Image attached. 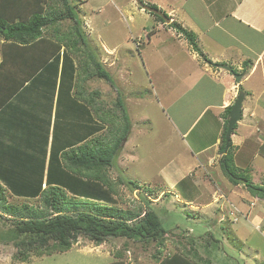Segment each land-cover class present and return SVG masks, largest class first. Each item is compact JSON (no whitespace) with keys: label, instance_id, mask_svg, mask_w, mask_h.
I'll use <instances>...</instances> for the list:
<instances>
[{"label":"crops","instance_id":"0c3cea01","mask_svg":"<svg viewBox=\"0 0 264 264\" xmlns=\"http://www.w3.org/2000/svg\"><path fill=\"white\" fill-rule=\"evenodd\" d=\"M134 1L131 0L132 3ZM142 1H149L151 6L156 5L170 18V22L159 18L154 21L156 27L154 30L150 29V35L147 34L150 41L153 32L161 30L166 24L172 26V22L178 21L184 28L195 32L202 52L205 45L202 43L206 41V56L218 65L214 66L206 62L196 66L199 53L193 48L191 65L188 66L182 60V69L189 67V74L185 71L184 74L189 75V85H193L195 98L198 99L196 105H200L192 123L187 129L179 132L181 135L179 145L183 151L179 147L174 149L177 146L171 142L169 152L164 153V148L160 154L156 152L157 158L153 159L155 164L153 162L144 164L142 159L145 153L142 156V152L137 150L136 137L134 138L136 146L126 148L131 140L130 137L134 134V125L130 117L132 128L130 135L125 139L122 151L126 149L127 153L123 155L126 161L124 164L133 165L132 173L123 175L124 172L120 167L117 176L113 178L133 179L141 186L148 183L153 186L152 177L155 174L153 165H158L161 173H168V180H171L169 183L171 187L164 188L165 194L174 189L172 192L181 196L179 186L182 188L183 182H189V188L184 189L182 198L188 200L189 204L198 210L197 213L203 215L205 219V227L200 221L198 225L196 218L190 227H202L204 228L202 230H205L203 233L215 234L213 217L222 220L226 211L223 207L217 209L218 202L222 200L224 202L220 206L233 205L234 209L232 208L230 212L235 216V220L240 221L235 212L238 211L241 217L251 221L255 230L264 235V199L252 195L245 185L247 181L244 183L239 179V184L231 181L221 166L223 153L220 151L223 129L230 118L231 110L228 113V108L231 106L232 109L239 93L244 91L242 119L231 136L235 166L239 174L242 173L255 184L264 185L262 165L258 164L259 157L264 159V154L261 152V146L264 144V0ZM138 8L141 16L146 14L154 18L157 15L147 12L148 10L140 5ZM130 17L133 18L131 15ZM90 19L92 22V18ZM170 28L175 32L173 27ZM150 30L143 28L145 32ZM176 34L178 35H172L171 40L182 41L181 32L177 30ZM44 36L53 40L51 32L47 30L44 31ZM4 38L5 36L0 34V182L11 192L9 187L29 184L33 180L37 183L42 181L44 188L50 179V165H63L60 158L62 151L99 133L105 125L95 118L88 107H83L81 103H73L67 97V93L63 92L61 80L63 48L59 53L58 62L53 63L51 58L39 71H36V56H46V52L50 51V42L47 43V51L44 47L43 51L37 53L29 45L23 48L14 44L3 45ZM104 46L106 54L117 52L113 46L106 43ZM188 46L191 48L189 44ZM95 56L104 62L102 58ZM225 65L236 68L231 72L224 67ZM104 67L106 68V65ZM31 73L34 74L30 77ZM235 73L242 74L240 80L235 77ZM201 123L204 124L202 127ZM146 154L147 160L152 159L149 157L150 153L146 152ZM175 158L180 159L181 165H173ZM202 158L206 160L203 161ZM239 160L243 161L242 165ZM138 165H146L145 174L137 168ZM165 168H168L169 172ZM3 171L8 172L3 173ZM253 173L255 175L252 178ZM169 174H173L172 179ZM217 180L221 182L217 183ZM220 184L221 186H217ZM210 209L216 212L208 214ZM242 225H240L241 229H245L247 234L248 228ZM192 229L190 228V231ZM222 234L221 232L216 236L210 235L212 240L209 241L217 245L220 252L222 249L226 251L225 246L228 244L224 243L225 235ZM228 238L231 240L230 235ZM243 238L239 239L241 244L248 245L251 257L248 259L258 260L260 250L248 243V237L244 240ZM230 246L235 247L233 243ZM224 255L231 256L229 253ZM239 255L241 257L238 253L234 258L238 264H247L238 257ZM117 259L115 255V259L108 264Z\"/></svg>","mask_w":264,"mask_h":264},{"label":"rangeland","instance_id":"374dc122","mask_svg":"<svg viewBox=\"0 0 264 264\" xmlns=\"http://www.w3.org/2000/svg\"><path fill=\"white\" fill-rule=\"evenodd\" d=\"M73 1L77 5V13L81 17L82 26L85 27L84 29L88 36L89 43L87 49H91L95 55L102 58L104 61L102 63L106 65V70L110 71L114 82L113 86L103 78L93 77L87 82V85H90L92 89L101 90L103 101L110 107L116 102L120 94L132 118L134 134L130 137L131 140L129 139L130 142L126 148L135 147L137 140V150L142 152V156L145 153L144 159H142L144 164L153 162V159L157 158L155 156L156 152L160 154L162 148H164V153L169 152L171 142L177 146L174 149L179 147L183 151L179 145L181 143L179 132L188 128L195 118L196 110L200 106L196 105L198 99L195 98L193 85H189V75L184 74V71L189 74V67L182 69V60L188 66L192 63L193 49L189 41L182 33V41L174 42L171 40L173 36L178 34H176L177 29L168 24L161 30L153 32L151 34L152 40L150 41L148 35L151 33L150 29L153 28L154 30L156 27L154 21L156 22L158 17L154 16V18H151L150 15H139L137 0H133V3L131 0ZM145 2L151 5L149 1ZM90 18H92L93 24ZM70 23H72L70 19L62 21L63 27H67ZM177 23L179 24L180 22L177 21ZM144 27L150 31H143ZM170 27H173L175 32ZM188 30L193 31L191 29ZM105 43L115 47V51L117 50V52L106 54ZM187 43L191 48H188ZM203 44H205L203 50L205 53L206 41ZM204 55L206 56L207 52ZM197 57L196 66L207 62L200 53ZM203 125L201 123V127ZM135 137L137 138L136 140L134 139ZM125 142L126 140L122 143L123 147ZM125 151H122L121 155L117 157L115 166L110 169L109 173L112 178L113 176H117V170L120 167V170L124 172L122 173L123 175H130L132 173L131 169L133 165L124 164L126 161H124L123 155L127 153ZM146 152L150 153L149 157L152 159L147 160ZM202 159L203 161L206 160ZM179 160L175 158L173 165H181ZM239 162L242 165L243 161L239 160ZM258 162L259 165H262L264 174V159L259 157ZM205 164H207V161H205ZM145 166L138 165L137 168L145 174ZM217 166L219 167V164ZM153 171H155L152 177L154 181L152 183L153 186L148 183L133 191L125 185L117 186L119 195H112V198H109L110 201L106 197H101L100 193L105 187L101 183L70 173L66 175L68 177L67 181H75V190H72L74 194L80 196L91 195L89 196L91 199H102L101 202H110L124 209L139 211L138 208L142 207V217L149 208L143 200L146 197L151 202L150 207L159 213L163 226L168 229L164 236L168 240H166L165 245L148 244L147 241L143 243L130 241L129 245L127 243L128 240L126 241V238L123 237H111L98 245L90 242L88 238L81 236L78 242L74 243L72 248L66 252L55 251L51 254L35 255L28 261H19L14 258L16 251L14 240H10L8 238L9 235H7V231L11 228V221L8 220V217L11 216L5 214L0 207V235L2 236L0 237V264H108L115 259L118 251L124 249L125 242L129 245V250H125V253H123L131 263H153L155 261L153 254L158 253V250L162 251L160 254L161 258L171 253L190 252L192 246L189 237H193L196 240L194 248L198 249L199 256L197 258L201 257V264H238L234 259L238 253L241 254V257L240 255L238 257L247 264H264L263 233L255 230L251 221L241 217L240 212L234 210L237 212V218L239 217L240 221L235 220V216L230 212L232 208L234 209L233 205H229V207L220 206L224 202L221 200L218 202L219 206H217V209H221L222 207L226 209L224 218L218 220L216 217H213V221H215L213 222L215 226L213 231L216 232L210 235L216 236L222 232V235H225L224 243H228L225 246L226 251L222 249V252H220L217 245L209 243L212 237L208 233H203L205 232V230H202L204 228L201 226V228L190 227V224L194 223L195 220H197L198 225L202 222L201 224L204 226L205 219L203 215L197 213L198 210H195L188 200L182 198V192L184 189L189 188V182H183L181 184L182 188L179 186L181 196L176 195V192L173 193L174 189L165 194L164 188L171 187L169 185L171 180H168V173H161V168L158 165H153ZM167 172H169V169ZM210 172L212 173V169H210ZM215 173L216 171H214ZM253 175L255 173L251 175L252 178ZM170 176L172 179L173 174ZM114 180L116 183L118 182L116 179ZM219 182L221 181L217 180V183ZM63 186H65V183H63ZM217 186H221V184ZM88 187H96L97 192L93 194L83 192ZM148 188H152L151 191ZM6 194L7 201L17 205H22L26 202L38 204L39 201L37 199L29 198V200H26L25 198L16 197L9 191ZM214 212H216L214 209H210L208 214ZM241 224H243L244 228H248L247 234H245V229H241ZM189 227L193 229L190 231ZM229 235L231 240L228 238ZM245 237H248L249 244L255 245L260 250L258 260L248 259L251 258L249 256L250 250L248 249V245L241 244L240 240L241 238L244 240ZM232 243L235 245L234 248L230 246ZM222 246L224 245L222 244ZM228 253L231 256L224 255Z\"/></svg>","mask_w":264,"mask_h":264},{"label":"trees","instance_id":"16d2710c","mask_svg":"<svg viewBox=\"0 0 264 264\" xmlns=\"http://www.w3.org/2000/svg\"><path fill=\"white\" fill-rule=\"evenodd\" d=\"M76 6L73 0H0V34L5 36L3 45L14 44L22 48L29 45L38 53L43 51L44 47L47 51V43L50 42L49 53L46 52V56H36V71L51 58L53 63L58 62L59 53L63 48V92L67 93L73 103L88 107L95 118L105 125L99 133L62 151L60 158L63 165H50V179L46 187L43 188L42 181L37 183L33 180L29 184L9 187L11 192L0 182V207L5 214L11 216L8 217L11 228L7 235L10 240H14V258L19 261H28L35 255L41 256L55 251L66 252L81 236L98 245L111 237L126 238L129 245L130 241H147L148 244L156 243L160 246L165 245L167 240L164 236L168 229L163 226L159 213L150 207L151 202L146 197L143 200L149 208L142 217V207L138 208L139 211L124 209L110 202H101L102 199H91V195L74 194L72 190H75V181H67L66 174L70 173L99 182L105 186L100 193L101 197L108 199L114 194L119 195L117 186L125 185L132 191L142 187L138 181L122 177H119L116 183L109 173L122 152V143L130 135L132 122L120 94L110 107L103 101L101 90L92 89L87 85L93 77L103 78L113 86L114 82L104 64L96 58L91 49H87L88 36ZM152 6L157 8L156 5ZM156 16L163 20L161 16ZM65 19L72 22L67 27L62 24ZM171 24L208 63L218 65L200 50L197 35L193 31L176 21ZM45 30L51 32L53 40L44 36ZM33 74H29L30 77ZM230 110L231 106L228 113ZM237 126L238 123L234 130ZM227 129L228 120L223 129L220 146L223 153L221 166L225 174L235 184H239V177H243L247 181L245 185L248 190L254 196L264 199V185H257L242 173H238L232 141L226 151ZM261 152L264 154V144L261 146ZM6 172L8 171H3ZM7 191L26 200L37 199L38 204L10 203L7 201ZM83 192L93 194L97 189L88 187ZM189 240L192 246L190 252L171 253L161 258L162 251L158 250V253L153 254L155 261L144 264H201V257L197 258L198 249L194 248L196 240L193 237H189ZM127 243H124V249L116 253L118 259L110 264H132L124 255L125 250H129Z\"/></svg>","mask_w":264,"mask_h":264},{"label":"water","instance_id":"95a60500","mask_svg":"<svg viewBox=\"0 0 264 264\" xmlns=\"http://www.w3.org/2000/svg\"><path fill=\"white\" fill-rule=\"evenodd\" d=\"M137 2L144 9H146L150 12L156 13L157 15H159L163 19H165L167 22H170L169 16L166 13H164L163 11L159 10L158 8L152 7L151 5L146 4L142 0H137ZM224 67L231 72L234 71V69L229 65H225ZM234 75L238 80H240V78L242 77V74H240V73H235ZM244 100H245V92L241 91L239 93L235 103L233 104L231 111H230V118L228 121V129H227V133H226V151L229 147V143L231 141V136H232V133L234 131V127L242 119ZM239 179L242 182L246 183V181L243 178H239Z\"/></svg>","mask_w":264,"mask_h":264},{"label":"clouds","instance_id":"9594fccd","mask_svg":"<svg viewBox=\"0 0 264 264\" xmlns=\"http://www.w3.org/2000/svg\"><path fill=\"white\" fill-rule=\"evenodd\" d=\"M153 7V6H152Z\"/></svg>","mask_w":264,"mask_h":264}]
</instances>
